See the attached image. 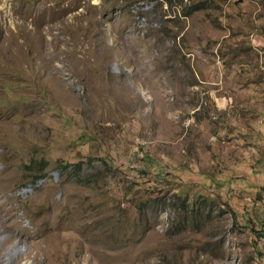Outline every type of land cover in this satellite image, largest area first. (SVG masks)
<instances>
[{
	"label": "rangeland",
	"instance_id": "rangeland-1",
	"mask_svg": "<svg viewBox=\"0 0 264 264\" xmlns=\"http://www.w3.org/2000/svg\"><path fill=\"white\" fill-rule=\"evenodd\" d=\"M10 222V264H264V0H0V264Z\"/></svg>",
	"mask_w": 264,
	"mask_h": 264
},
{
	"label": "bare ground",
	"instance_id": "bare-ground-1",
	"mask_svg": "<svg viewBox=\"0 0 264 264\" xmlns=\"http://www.w3.org/2000/svg\"><path fill=\"white\" fill-rule=\"evenodd\" d=\"M35 33H36V31H34L33 33H32V35H31V38H33L34 40H35V42H36V44H34V45H36L37 47H42L41 45H40V41H41V39H42V37H41V34H39V32H38V37H35L34 35H35ZM27 34V33H26ZM29 35V34H28ZM29 38V37H28ZM24 41V40H23ZM26 42H29L28 40H26ZM30 43V42H29ZM28 43V44H29ZM33 43V42H32ZM31 47H33V46H31ZM62 49H64L63 47H58V48H55L51 53H50V58H57V56H58V53H59V51L60 50H62ZM42 57H43V55H42ZM46 61L49 63V58H47L46 59ZM45 66V65H44ZM43 66V67H44ZM47 66V65H46ZM53 75V74H52ZM52 78H54V77H52ZM52 78H50L51 80H52ZM55 81H53V83H54ZM31 120V119H30ZM4 229H8L11 233L9 234V235H4L3 236V242L4 243H8V245L6 246V251L4 252V254H3V257H2V259L4 260V263L5 264H10L12 261H13V259H15V258H17V257H20V256H24V255H26L27 254V252H22V251H20L19 250V248H18V244L20 243V238H18L17 237V232H16V230L14 229V226H13V224L10 222V223H7V225H5L4 226ZM16 238L15 239V241H13V242H11L12 240V238Z\"/></svg>",
	"mask_w": 264,
	"mask_h": 264
}]
</instances>
